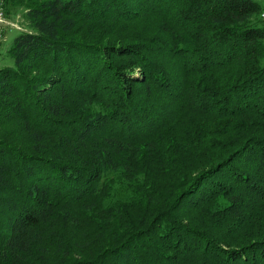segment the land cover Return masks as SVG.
Masks as SVG:
<instances>
[{"label":"trees","instance_id":"obj_1","mask_svg":"<svg viewBox=\"0 0 264 264\" xmlns=\"http://www.w3.org/2000/svg\"><path fill=\"white\" fill-rule=\"evenodd\" d=\"M4 11L0 264H264L258 1Z\"/></svg>","mask_w":264,"mask_h":264},{"label":"built area","instance_id":"obj_2","mask_svg":"<svg viewBox=\"0 0 264 264\" xmlns=\"http://www.w3.org/2000/svg\"><path fill=\"white\" fill-rule=\"evenodd\" d=\"M264 18V17H263ZM17 29L19 31H27V27L23 23L20 15H8L4 11V0H0V52L1 47L6 41V33L8 30Z\"/></svg>","mask_w":264,"mask_h":264},{"label":"rangeland","instance_id":"obj_3","mask_svg":"<svg viewBox=\"0 0 264 264\" xmlns=\"http://www.w3.org/2000/svg\"><path fill=\"white\" fill-rule=\"evenodd\" d=\"M256 1H258L259 4H261V6L264 7V0H256ZM17 14L20 15V18H23V23L25 24L26 22L24 20L23 15H22L23 14V11H18L14 15H17ZM255 17L257 18L258 16H255ZM263 24H264V22H260L259 23V25H263ZM100 29L101 30L103 29L102 25H99L98 26V30H100ZM17 33H18V30L17 29H14V28L7 31V33H6V41L4 42L3 46L1 47V52H0V66L1 65H5V64H12L11 58L6 54V49H8V46L10 45L11 41L13 40V38L17 35ZM263 61H264V58H263Z\"/></svg>","mask_w":264,"mask_h":264},{"label":"bare ground","instance_id":"obj_4","mask_svg":"<svg viewBox=\"0 0 264 264\" xmlns=\"http://www.w3.org/2000/svg\"><path fill=\"white\" fill-rule=\"evenodd\" d=\"M262 17H264V13L262 14Z\"/></svg>","mask_w":264,"mask_h":264}]
</instances>
